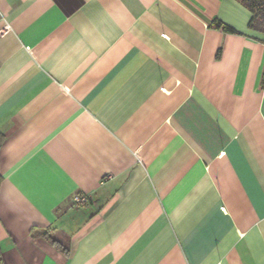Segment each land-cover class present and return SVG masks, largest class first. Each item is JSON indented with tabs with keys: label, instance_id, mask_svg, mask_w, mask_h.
I'll list each match as a JSON object with an SVG mask.
<instances>
[{
	"label": "crops",
	"instance_id": "crops-1",
	"mask_svg": "<svg viewBox=\"0 0 264 264\" xmlns=\"http://www.w3.org/2000/svg\"><path fill=\"white\" fill-rule=\"evenodd\" d=\"M251 17L243 0H0L3 264H264Z\"/></svg>",
	"mask_w": 264,
	"mask_h": 264
},
{
	"label": "trees",
	"instance_id": "trees-1",
	"mask_svg": "<svg viewBox=\"0 0 264 264\" xmlns=\"http://www.w3.org/2000/svg\"><path fill=\"white\" fill-rule=\"evenodd\" d=\"M243 2L252 12L250 25L253 28L264 31V0H243ZM215 24L217 26H220L222 23L220 20H217L215 21ZM225 28L231 31L234 30L232 27L228 25H226ZM52 241L54 243H58V240L52 239ZM63 250L67 252V247L64 246ZM3 263H4L3 252L0 249V264H3Z\"/></svg>",
	"mask_w": 264,
	"mask_h": 264
},
{
	"label": "built area",
	"instance_id": "built-area-1",
	"mask_svg": "<svg viewBox=\"0 0 264 264\" xmlns=\"http://www.w3.org/2000/svg\"><path fill=\"white\" fill-rule=\"evenodd\" d=\"M10 27L9 24H6L3 29L0 30V35L8 30ZM73 204L76 206L84 205L89 202V195L85 194H75L72 198Z\"/></svg>",
	"mask_w": 264,
	"mask_h": 264
}]
</instances>
